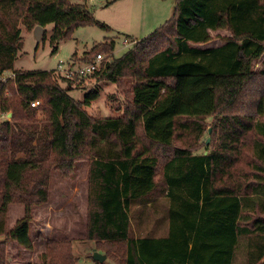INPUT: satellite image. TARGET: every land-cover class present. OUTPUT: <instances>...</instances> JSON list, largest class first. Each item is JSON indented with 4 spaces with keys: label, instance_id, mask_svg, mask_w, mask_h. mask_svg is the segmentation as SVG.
I'll list each match as a JSON object with an SVG mask.
<instances>
[{
    "label": "trees",
    "instance_id": "1",
    "mask_svg": "<svg viewBox=\"0 0 264 264\" xmlns=\"http://www.w3.org/2000/svg\"><path fill=\"white\" fill-rule=\"evenodd\" d=\"M50 23L54 51L78 27L110 28L87 0H0V116L12 112L0 118V264L10 241L33 248V210L49 201L52 171L68 178L81 162L89 168L86 237L102 251L124 244L125 264H235L238 254L264 264V84L255 85L264 59L253 69L264 55V0H176L151 34L126 37L133 46L123 56L109 59L114 39L96 44L84 62L107 54L93 76L127 96L110 117L86 110L99 90L78 100L70 94L77 81L58 80L56 70H13L21 25ZM220 29L230 32L224 43L199 46ZM216 115L218 144L200 152L194 133ZM158 199L166 236L134 235L138 207L155 216ZM11 205L25 209L13 227ZM47 246L40 264L75 263L68 241Z\"/></svg>",
    "mask_w": 264,
    "mask_h": 264
},
{
    "label": "rangeland",
    "instance_id": "2",
    "mask_svg": "<svg viewBox=\"0 0 264 264\" xmlns=\"http://www.w3.org/2000/svg\"><path fill=\"white\" fill-rule=\"evenodd\" d=\"M87 0L88 8L91 9L95 17L106 23L110 28L104 29L97 25L81 26L74 30L72 37L59 42L58 48L54 51L51 44V35L54 24H48L42 33V38L37 39L35 29L28 31L21 25L23 46L18 51L14 62V71H41L56 70L61 61L83 64L88 57L86 52L90 51L96 44L114 39L116 47L113 59L124 55L130 48V42H125L128 35L143 39L159 26L169 20L175 11L176 0ZM212 40L200 47L210 48L221 45L224 39L230 36L226 29L212 31ZM108 56V57H107ZM264 55L253 63V69L259 71L262 67ZM105 62V61H104ZM13 76V71H7L3 78L8 79ZM58 80L61 75L55 74ZM70 94L78 100H83L88 92L99 90V97L92 101L86 110L98 117H110L119 113V109L124 105L127 96L123 88L117 83L109 82L89 75L81 82L75 79ZM130 81V78H126ZM126 81V82H127ZM62 82V80H61ZM264 84L258 79L256 84ZM8 92L6 96H9ZM249 98V97H248ZM244 98L245 102H249ZM239 112L244 111L241 107ZM246 111V110H245ZM11 114V116H10ZM39 113V117H43ZM12 112L1 114L2 119H11ZM219 116L207 117L202 123L203 133H194V142L198 144L199 151L203 152L207 146L214 148L218 144V132L214 133ZM202 132V131H200ZM197 134V138L195 135ZM209 142V143H208ZM88 162L76 164L75 172L71 177L64 178L60 172L53 170L51 175V192L49 201L46 204L35 206L33 210V222L30 226V236L33 240V248L26 249L15 241L8 243V264H40L42 255L48 251L47 242L54 239L58 242L68 241L70 252L75 259L74 264H97L94 259V252L97 251L106 255L102 264H125L124 256L120 257L121 251L125 248L121 244L118 247L99 249L94 241L86 237L87 209H88ZM155 215L163 217L166 210V203L158 199L155 203ZM136 218L133 219L134 235L149 234L158 235L149 229L153 224V214L148 208L143 207L137 211ZM25 213L23 205H11L9 207L10 227H13L17 218ZM142 215V217H140ZM146 221H142L147 218ZM155 220V219H154ZM141 222L140 226L138 224ZM145 227V228H144ZM142 228V233L140 229ZM235 264H245L244 256L238 254Z\"/></svg>",
    "mask_w": 264,
    "mask_h": 264
},
{
    "label": "built area",
    "instance_id": "3",
    "mask_svg": "<svg viewBox=\"0 0 264 264\" xmlns=\"http://www.w3.org/2000/svg\"><path fill=\"white\" fill-rule=\"evenodd\" d=\"M125 42L130 41L126 38ZM106 59L107 58H105L103 54H97L92 60L78 65H75L76 63L74 62H69L66 64L65 62L61 61L56 69V72L68 79H82L94 74L95 72L101 71V69L104 67L103 62L106 61ZM4 80L7 79L4 78ZM31 105L32 107L39 106L40 100L33 101Z\"/></svg>",
    "mask_w": 264,
    "mask_h": 264
},
{
    "label": "crops",
    "instance_id": "4",
    "mask_svg": "<svg viewBox=\"0 0 264 264\" xmlns=\"http://www.w3.org/2000/svg\"><path fill=\"white\" fill-rule=\"evenodd\" d=\"M166 212L164 213L165 217ZM158 217L155 215L153 216V224L149 226V229L154 230L155 232H160L161 234L155 235L156 237L166 236L168 232V222L167 220H163L162 222L157 219ZM155 219V220H154Z\"/></svg>",
    "mask_w": 264,
    "mask_h": 264
},
{
    "label": "water",
    "instance_id": "5",
    "mask_svg": "<svg viewBox=\"0 0 264 264\" xmlns=\"http://www.w3.org/2000/svg\"><path fill=\"white\" fill-rule=\"evenodd\" d=\"M43 27L42 26H37L35 28V34H36V37L38 40H40L42 38V33H43ZM11 116V114H10ZM94 259L98 262H103L105 259H106V255L105 254H101L97 251L94 252V255H93Z\"/></svg>",
    "mask_w": 264,
    "mask_h": 264
}]
</instances>
